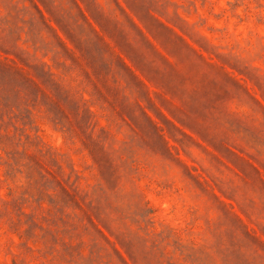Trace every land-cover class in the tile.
<instances>
[{
  "label": "rangeland",
  "instance_id": "1",
  "mask_svg": "<svg viewBox=\"0 0 264 264\" xmlns=\"http://www.w3.org/2000/svg\"><path fill=\"white\" fill-rule=\"evenodd\" d=\"M0 264H264V0H0Z\"/></svg>",
  "mask_w": 264,
  "mask_h": 264
},
{
  "label": "clouds",
  "instance_id": "2",
  "mask_svg": "<svg viewBox=\"0 0 264 264\" xmlns=\"http://www.w3.org/2000/svg\"><path fill=\"white\" fill-rule=\"evenodd\" d=\"M47 6V5H46Z\"/></svg>",
  "mask_w": 264,
  "mask_h": 264
}]
</instances>
